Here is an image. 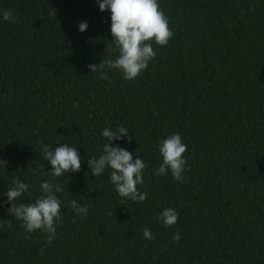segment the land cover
I'll return each instance as SVG.
<instances>
[{
    "label": "trees",
    "instance_id": "1",
    "mask_svg": "<svg viewBox=\"0 0 264 264\" xmlns=\"http://www.w3.org/2000/svg\"><path fill=\"white\" fill-rule=\"evenodd\" d=\"M158 3L174 36L164 47L153 42L157 55L128 81L88 67L118 56L111 13L96 0H0V13L17 18L0 15V221L12 225L0 232V264H264V0ZM121 124L132 140L113 146L148 165L137 186L144 202L121 198L110 169L94 177L87 164L103 154V130ZM173 133L187 145L182 181L170 170L153 175L159 142ZM65 143L81 170L53 178L42 146ZM13 179L29 185L17 203L34 202L44 181L63 188L51 244L8 214ZM168 207L178 213L171 228L158 219Z\"/></svg>",
    "mask_w": 264,
    "mask_h": 264
},
{
    "label": "clouds",
    "instance_id": "2",
    "mask_svg": "<svg viewBox=\"0 0 264 264\" xmlns=\"http://www.w3.org/2000/svg\"><path fill=\"white\" fill-rule=\"evenodd\" d=\"M96 3L101 12L111 13L110 31L118 56L115 59H102L99 65L90 64L88 66L90 72H100V78L107 80L109 76L104 70L115 69L122 73L125 80L132 81L148 68L149 62L157 55L152 46L153 42L164 47L173 38L174 32L169 27L168 17L161 9L158 0H96ZM251 10L249 6V11ZM0 15L4 21L17 22L14 12L10 9L4 10ZM87 28V22L78 24V30L81 33ZM129 132L122 124L116 130L105 128L101 135L108 143L102 146L103 154L98 158L91 156L87 164L94 177L110 169V181L115 185V191L121 198L144 202L148 193L146 190L141 192L137 186L143 184V171L148 165L137 156L133 159V154L126 149L112 144L113 141H119L122 138H127L131 142L132 137L128 135ZM158 149L162 163L153 175L164 176L170 170L176 181H182L184 173L190 171L191 168L190 166L186 168L187 145L182 141L181 135L173 133L167 136L159 142ZM42 153L44 160L51 165L52 171L48 174L53 178L64 177L65 173H77L81 170V157L76 147H70L65 143L53 150L48 145H43ZM0 163L6 167V162L2 159ZM41 167L43 168V165ZM40 188L42 195L34 202L17 203L19 198L28 191L29 185L19 179H13L5 193L7 199L4 203L10 205L8 214L22 222L21 227L26 233L31 234L38 230L47 233V242L51 244L55 239L56 226L62 224L61 200L58 199L57 193L63 192V188L52 181L42 182ZM69 204L77 216L87 215V206H80L75 199ZM158 219L165 227L171 228L178 222V213L173 208H164ZM11 226V220L0 221V232L9 230ZM143 236L149 241L155 239L148 227L143 229ZM30 238V235L25 236V239ZM180 239L181 234L177 229L173 242L178 243ZM39 251L42 254L44 249L41 248Z\"/></svg>",
    "mask_w": 264,
    "mask_h": 264
}]
</instances>
